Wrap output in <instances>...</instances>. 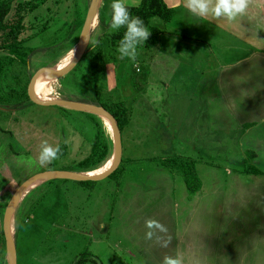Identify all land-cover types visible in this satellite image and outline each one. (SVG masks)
Returning a JSON list of instances; mask_svg holds the SVG:
<instances>
[{
	"label": "rangeland",
	"instance_id": "374dc122",
	"mask_svg": "<svg viewBox=\"0 0 264 264\" xmlns=\"http://www.w3.org/2000/svg\"><path fill=\"white\" fill-rule=\"evenodd\" d=\"M89 1L11 4L0 31V189L3 174L16 185L45 170L90 172L114 154L112 130L98 116L37 106L25 96L35 71L74 48V24ZM112 3L100 0L104 20ZM150 24L161 29L151 46H129L104 62L108 44L98 22L75 66L51 80L55 98L87 100L100 88L103 99L126 107L121 166L91 183L49 179L30 189L13 213L17 264H71L84 248L101 264H163L165 256L180 264H264V93L242 95L249 87L231 77L237 54L219 55L205 40L181 34L174 17L155 16ZM185 40L199 49L176 43ZM16 59L28 75L16 74ZM33 82L31 98L42 102ZM239 85L237 95L231 87ZM252 120L259 127L248 141L242 123ZM63 144L55 164L40 162L44 148ZM252 147L259 175L242 171L244 150ZM173 154L195 161L201 187L192 197L180 174L150 160ZM1 191L0 231L15 189L9 198ZM0 264H8L4 240Z\"/></svg>",
	"mask_w": 264,
	"mask_h": 264
},
{
	"label": "crops",
	"instance_id": "0c3cea01",
	"mask_svg": "<svg viewBox=\"0 0 264 264\" xmlns=\"http://www.w3.org/2000/svg\"><path fill=\"white\" fill-rule=\"evenodd\" d=\"M127 1L131 3L123 4L135 5L139 2V0ZM163 1L168 7L173 8V17L179 23L181 34H183V31H188L191 38H195L198 41L205 40L207 42L206 46L214 47L215 52L219 55L221 53L237 54L235 62L239 64H237L231 77H233V80L240 79L243 81L241 82L242 85L249 87V90L242 95L251 94V92L253 95H262L264 93V0H246L247 7L245 12L231 19L226 17L214 18L210 12L203 16L193 13L186 6L187 0ZM212 3H214V0L210 3V8ZM106 19L108 20L109 18ZM215 39H223L224 43L217 44ZM232 41L236 42V44ZM176 43L184 44V46L191 49L192 47L199 49L198 43L191 45L186 40L183 43L178 41ZM221 78L224 83H229V77L226 74ZM231 84H233L232 81ZM242 85L231 87V91H235L238 95V90H242ZM157 98L159 100V97ZM257 100H260V97ZM262 119H264V116ZM249 123L252 125L244 129V125ZM242 125L243 131L246 130L245 136L250 134L253 129L259 127V123L255 120L244 122ZM4 133L0 132V139L4 136ZM247 140L251 141L249 135L247 136ZM246 149L254 150L253 147ZM2 176L5 184L0 190L7 192V198H9L19 183L16 185L12 183L10 185L8 184L9 176H5L4 174ZM4 200V198L0 197V205L4 203Z\"/></svg>",
	"mask_w": 264,
	"mask_h": 264
},
{
	"label": "trees",
	"instance_id": "16d2710c",
	"mask_svg": "<svg viewBox=\"0 0 264 264\" xmlns=\"http://www.w3.org/2000/svg\"><path fill=\"white\" fill-rule=\"evenodd\" d=\"M14 0H0V31L5 27V18L10 11L11 4ZM104 5V4H103ZM128 12V22L133 19H138L141 23L140 26L148 29L149 35L141 43L138 40H126L125 35L127 33V24L119 25L116 28L112 27V12L107 21L104 20L102 15H99V26L101 28V37L107 41V52L104 54V62L114 61L117 53L120 50H126L129 46L149 47L154 42L155 38L160 34L161 30L150 24L152 17H159L163 21H169L174 14V10L168 7L163 0H139L135 5L124 4ZM83 19L78 20L74 25V30L80 29ZM0 45V51L5 50ZM12 55L14 54V47L8 50ZM104 64V63H103ZM103 67V65H102ZM16 74L25 76L29 74L26 64L19 59L15 60ZM103 71V68H102ZM96 105L102 106L109 113H111L117 120L119 130L122 131L124 124L126 123V107L121 102L108 101L101 97L100 88L94 89L92 96H89L87 100H82ZM252 124L244 125L245 128L250 127ZM65 145L57 146L54 150L55 157L50 162V166L55 164V161L64 155ZM244 165L242 171L247 174H261V171L252 163L256 157V153L251 149L244 150ZM150 160L154 161L161 168L171 172L178 173L182 176L185 184L188 197L194 196L201 187L200 179L197 176L195 170V161L192 158L185 157L178 154H173L167 157H152ZM121 164L110 174L113 175L120 168ZM93 181L79 182L80 184L91 183ZM0 243L3 245L2 232L0 231ZM3 247V246H2ZM101 264L95 258L91 257L87 249L84 248L73 259L71 264ZM17 264V259H16Z\"/></svg>",
	"mask_w": 264,
	"mask_h": 264
},
{
	"label": "water",
	"instance_id": "95a60500",
	"mask_svg": "<svg viewBox=\"0 0 264 264\" xmlns=\"http://www.w3.org/2000/svg\"><path fill=\"white\" fill-rule=\"evenodd\" d=\"M99 3H100V0H90L89 1V5L87 7L85 16L83 18V22L79 29V35H78L77 42L73 48L75 49V55L73 59L70 61V63L60 71H55L52 69V67L51 68L44 67L42 69L35 71L29 78L25 96H26L27 101H30L31 103L37 106H58V107L66 108V109H72V110H77L80 112L90 113L98 117L104 116L109 121L110 128L112 130V138H113V144H114L113 162L105 171L97 175H87L86 172L45 170V171L32 175L31 177L24 180L21 184H19L17 188L15 189V191L12 193L10 199L8 200L4 208L2 221H1V231H2L5 250L7 254L8 264H16V251H15L13 233H11V230H10V223L11 221L13 222V213H14V210L18 202L21 200L23 193L33 181L37 179H42V180L66 179V180H73L77 182L98 181V180H101L109 176L118 167L121 161V154H122L121 137H120V130H119L117 120L111 113H109L102 106L88 103V102H83V101L67 100V99H60V98L37 102V101H34L30 95V90H31V85H32L33 80L35 79V77H37L42 72L48 71L49 73H51V80H52L53 78H58V77H61L67 74L75 66V64L77 63L79 58L82 56L86 48V43H87V39L89 36V31L91 28L92 21L96 15L98 16Z\"/></svg>",
	"mask_w": 264,
	"mask_h": 264
},
{
	"label": "clouds",
	"instance_id": "9594fccd",
	"mask_svg": "<svg viewBox=\"0 0 264 264\" xmlns=\"http://www.w3.org/2000/svg\"><path fill=\"white\" fill-rule=\"evenodd\" d=\"M212 0H187V8L193 12L203 16L211 13L214 18L226 17L231 19L238 14H243L246 10V0H214L210 8ZM112 9V27L116 28L119 25L127 24L126 40H138L143 42L149 35L146 28L140 26L138 19H133L128 22V12L121 0H113ZM123 52V49L120 50ZM55 157V152L51 148H44L40 154V162ZM163 264H180L178 259L165 256Z\"/></svg>",
	"mask_w": 264,
	"mask_h": 264
},
{
	"label": "bare ground",
	"instance_id": "6f19581e",
	"mask_svg": "<svg viewBox=\"0 0 264 264\" xmlns=\"http://www.w3.org/2000/svg\"><path fill=\"white\" fill-rule=\"evenodd\" d=\"M99 16V15H98ZM98 16L96 15L92 21L91 28L89 33L93 32L95 28L98 26ZM75 55V49H71L67 51L64 55H62L56 63L52 66V69L55 71H60L63 68H65L70 61L73 59ZM34 92L35 95L42 101H48L51 99H56L53 95V89L51 87V73L48 71H44L41 74H39L37 77H35L33 82ZM99 118L107 125L110 126L109 121L104 116H99ZM113 162V156H111L107 161H105L103 164H101L98 168L86 172L87 175H97L103 171H105ZM42 181V179H37L33 181L28 188L23 193L22 197L33 187H35L37 184H39ZM21 197V199H22ZM19 203V202H18ZM15 215V213H14ZM10 230L11 233H13V223L11 221L10 223Z\"/></svg>",
	"mask_w": 264,
	"mask_h": 264
}]
</instances>
